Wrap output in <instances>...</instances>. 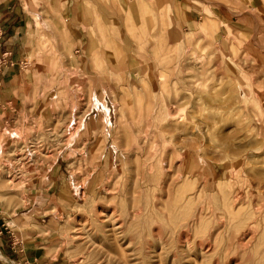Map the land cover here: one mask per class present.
Returning a JSON list of instances; mask_svg holds the SVG:
<instances>
[{
  "label": "rangeland",
  "instance_id": "1",
  "mask_svg": "<svg viewBox=\"0 0 264 264\" xmlns=\"http://www.w3.org/2000/svg\"><path fill=\"white\" fill-rule=\"evenodd\" d=\"M190 2L199 34L0 65V264H264V0Z\"/></svg>",
  "mask_w": 264,
  "mask_h": 264
},
{
  "label": "crops",
  "instance_id": "2",
  "mask_svg": "<svg viewBox=\"0 0 264 264\" xmlns=\"http://www.w3.org/2000/svg\"><path fill=\"white\" fill-rule=\"evenodd\" d=\"M0 15V54L8 53L16 60L17 68L18 61H26L27 67L23 70L30 68L31 71L35 63L31 62L30 66V59L41 58V52L38 50V54L32 46L38 48L50 42L56 50L89 56L82 50H93L94 44L90 42L95 39L102 41L104 49H110L105 45L111 38H170L176 29L199 34L203 20L190 0H0ZM146 46L150 49L136 51L152 52L155 43L152 41ZM23 70L8 73L9 76L6 73L4 82L9 80V86L19 82Z\"/></svg>",
  "mask_w": 264,
  "mask_h": 264
},
{
  "label": "bare ground",
  "instance_id": "3",
  "mask_svg": "<svg viewBox=\"0 0 264 264\" xmlns=\"http://www.w3.org/2000/svg\"><path fill=\"white\" fill-rule=\"evenodd\" d=\"M142 98H140L139 99V101L141 100ZM50 159V158H49ZM52 161H55L56 159L55 158H53V159H51ZM8 181H9V179H8ZM8 181H5V182H8ZM1 182H3V181H1ZM4 183V182H3ZM7 186L8 187H11L12 185H11V183L10 182H8V184H7ZM13 187V186H12ZM90 194H92L94 197L95 196H98L99 195V193H98V191H97V186H95V185H93L92 187H91V189H90ZM22 201V200H21ZM21 201H19V203L21 202ZM17 204H18V202H17ZM107 216H104V217H106V219L104 220V221H113L114 222V220H115V217H116V215L113 213V212H110L109 213V215L107 214V213H105ZM115 225L116 224H113L112 226H111V230H110V232H111V236L113 237V231H114V229L115 230H119L120 228L119 227H117V228H115ZM108 226V225H107ZM107 226H104V227H107ZM104 227H101V228H104ZM83 234V233H82ZM82 234H78V235H82ZM88 236H89V239H90V241H92V239L90 238V235L89 234H87ZM78 238V237H77Z\"/></svg>",
  "mask_w": 264,
  "mask_h": 264
},
{
  "label": "built area",
  "instance_id": "4",
  "mask_svg": "<svg viewBox=\"0 0 264 264\" xmlns=\"http://www.w3.org/2000/svg\"><path fill=\"white\" fill-rule=\"evenodd\" d=\"M0 21H1V15H0ZM2 36V26H1V22H0V38ZM9 54L8 53H3L1 55V59H0V65L1 66H7L8 64H10V61L8 60ZM11 62H13V60H11ZM12 64V63H11ZM16 65L18 66L19 69H24L27 67V62H23V61H18L16 63Z\"/></svg>",
  "mask_w": 264,
  "mask_h": 264
}]
</instances>
